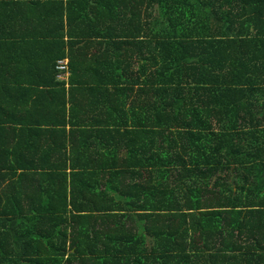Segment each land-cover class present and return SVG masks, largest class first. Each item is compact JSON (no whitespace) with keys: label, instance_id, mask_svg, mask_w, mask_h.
Listing matches in <instances>:
<instances>
[{"label":"trees","instance_id":"trees-1","mask_svg":"<svg viewBox=\"0 0 264 264\" xmlns=\"http://www.w3.org/2000/svg\"><path fill=\"white\" fill-rule=\"evenodd\" d=\"M116 1L93 163L0 121V264H264V0Z\"/></svg>","mask_w":264,"mask_h":264},{"label":"crops","instance_id":"crops-1","mask_svg":"<svg viewBox=\"0 0 264 264\" xmlns=\"http://www.w3.org/2000/svg\"><path fill=\"white\" fill-rule=\"evenodd\" d=\"M117 3L0 0V121L12 132L14 148L19 144L42 151L58 147L69 154L78 148L76 164L93 163L89 155L93 133L111 131L117 123L111 116L117 112L103 111L100 94L87 93L94 90L89 86H111L121 78L116 76L114 59H109L112 56L102 57L100 45L105 33L101 16L113 27ZM85 35L91 36L90 41L82 39ZM59 61L68 64L63 79L56 69ZM61 134L67 137L60 138Z\"/></svg>","mask_w":264,"mask_h":264},{"label":"built area","instance_id":"built-area-1","mask_svg":"<svg viewBox=\"0 0 264 264\" xmlns=\"http://www.w3.org/2000/svg\"><path fill=\"white\" fill-rule=\"evenodd\" d=\"M58 73H59V77L60 79L63 78V75L68 72V64L66 61H59L57 63V67H56Z\"/></svg>","mask_w":264,"mask_h":264},{"label":"rangeland","instance_id":"rangeland-1","mask_svg":"<svg viewBox=\"0 0 264 264\" xmlns=\"http://www.w3.org/2000/svg\"><path fill=\"white\" fill-rule=\"evenodd\" d=\"M63 79V78H62Z\"/></svg>","mask_w":264,"mask_h":264}]
</instances>
